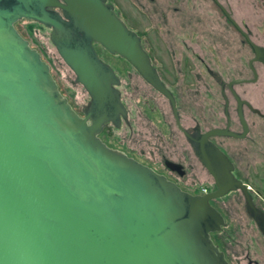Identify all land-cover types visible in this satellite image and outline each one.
<instances>
[{"label": "water", "instance_id": "water-1", "mask_svg": "<svg viewBox=\"0 0 264 264\" xmlns=\"http://www.w3.org/2000/svg\"><path fill=\"white\" fill-rule=\"evenodd\" d=\"M22 19L51 29L90 94L83 115L17 28ZM95 44L129 61L175 107L142 37L112 3L0 0V264H231L213 238L227 221L211 201L241 190L264 232L249 186L223 150L189 134L217 184L207 194L109 146L101 132L110 121L120 127L128 109L120 77Z\"/></svg>", "mask_w": 264, "mask_h": 264}, {"label": "rangeland", "instance_id": "rangeland-1", "mask_svg": "<svg viewBox=\"0 0 264 264\" xmlns=\"http://www.w3.org/2000/svg\"><path fill=\"white\" fill-rule=\"evenodd\" d=\"M109 1L115 5L117 12L132 28L141 32L143 45L154 60L158 58L167 63L172 51L176 56H179V51L175 53L171 48L174 44L176 47L182 48V38L186 36L179 33L183 32L184 28L190 29V26H183L179 29L178 25L172 23L170 26L176 31L175 35L164 33L157 36L144 31L140 24L139 14L142 10L140 11L138 3L142 2L149 8L144 13V16L148 17L149 23H151V18L157 16L152 10L154 5L152 0ZM230 1L239 17L246 16L255 23L256 34L253 39L258 44H263L264 0ZM158 2L160 5L159 12L166 10L169 14L173 13V7L178 5L181 7L182 18L200 17L203 23L207 22L205 13L217 11V9L212 8L210 0H207L208 4L201 0H158ZM174 21L176 22V20ZM16 26L29 39L31 45L41 52L43 58L50 64L51 71L63 94L69 98L74 108L82 113L84 106L91 99L90 94L83 84L76 81L75 72L58 52L51 39V29L29 19L18 21ZM201 26L209 27L207 24ZM223 26L226 28L225 25ZM215 30L218 32L217 29ZM204 31H207V34L201 35L204 42L199 41V43L203 42V53L217 62L216 67L226 79H239L253 75L248 64L253 52L250 47L242 44V36H239L237 43L232 46L231 42L227 40L229 37L224 33L216 35L215 32L209 33L211 32L210 29H204ZM228 43L230 46H227ZM100 54L115 68L121 79L119 89L122 92V100L129 111L130 119V124L124 122L120 127L112 123L108 124L103 135L105 141L114 148L127 151L132 156L157 169L164 168L163 154L182 161L187 171L186 179L181 182L185 188L198 189L200 193L205 188L215 190L217 188L216 181L202 169V165L194 155V151L184 134L176 126L166 99L159 95L125 58L112 54L104 48L100 49ZM257 67L259 72L264 74L263 69L258 65ZM184 76H186V82L182 83L177 91L181 97V112L185 124H193V118L201 119L204 115L209 120L213 114L221 115L222 108L217 83L210 78H203L202 82L196 83L192 81L188 73ZM239 89L243 90L242 87ZM259 142L254 153L256 160L258 157L264 156V141L259 139ZM241 143L239 145L232 143L228 149L237 164L240 175L245 178V182L252 188L263 191L264 194V163H256L255 167H249L251 157L254 155L249 152L245 142ZM259 201L264 206V199L259 197ZM212 202L221 209L227 221L220 232L213 233V238L226 251L230 263L248 264L247 255H252L264 263V238L254 225L242 191H230L222 197L214 198Z\"/></svg>", "mask_w": 264, "mask_h": 264}, {"label": "flooded vegetation", "instance_id": "flooded-vegetation-1", "mask_svg": "<svg viewBox=\"0 0 264 264\" xmlns=\"http://www.w3.org/2000/svg\"><path fill=\"white\" fill-rule=\"evenodd\" d=\"M201 1H206L205 3L208 4L207 0ZM107 2L111 3L109 0H107ZM152 3H154V5L152 6V10L154 11V13L157 14V16L153 17V19L151 18V23L148 22V17L144 16L145 11H148L149 8L146 6V4L142 2L138 3L140 11L142 10L139 15L141 20L140 24L143 26L144 31H148L149 33H152L157 36L164 33L175 35L176 31H174V28L170 26L172 23L174 25H178L179 29L183 28V26L191 27L190 29L184 28L183 32L181 33L178 32L179 34L184 35L186 37L182 38V48L176 47L175 44L173 45L171 49H173L175 53L179 51V56H176L172 51L170 60L169 62H167L168 64L165 63V61L162 59L157 58L156 60H154L152 55L145 48L150 54L152 63L156 67L161 80L167 86L169 91L173 94L175 98V107L173 106L169 97H167L164 93L155 88L153 85L152 87L159 95L163 96L168 102L176 126L184 134L187 142L190 144L191 148L194 151V155L202 165V169L204 170V172L209 174L214 179L209 169L203 163L201 158H199V156L196 154L187 134H189L195 140L200 139L202 145H207L208 141H210L216 146H218L221 150H223L234 165L233 173L239 179L245 182V178L240 175L237 164L228 148L232 146V143L239 145L242 144L241 142H245V145H247L249 152L254 155V157H251L249 167H255L254 165L256 163H264V156H260L256 160L254 154L256 152V146L260 143L259 139H263L264 141V74H261V72H259V68L257 67L258 65L260 68L263 69L264 72V51L262 54L258 55L254 48V43L258 44L253 39L254 35L256 34L255 23H253L251 19L247 18L246 16L239 17L230 0H210L212 8L217 9V11L215 13L208 12L204 14L206 15V23H203L200 17L191 16L189 18H182L181 7L178 5H175L173 7L174 12H171L169 14L166 10H161L159 12L158 9L160 5L158 4V0H152ZM117 14L126 22V20L118 12ZM174 20H176V22ZM126 24L129 26V28L135 30L142 37V35L140 34L141 32L132 28L127 22ZM205 24L209 25V27L201 26ZM223 25H225L226 28ZM204 29H210L211 32L209 33L211 34L213 32H215L216 35H218V33H224L227 37H229L230 40H227L228 42H231L232 46L237 43L238 37L242 36V44H245L250 47L253 52V56L248 61L249 67L253 75L251 77H243L239 79H226L223 73H221L216 67L217 62L213 61V59L211 58H208L203 53L204 41L201 39V35L207 34V31L205 32ZM215 29H217L218 32ZM200 40H202L203 42L199 43ZM258 45L264 48V43ZM95 46L100 57L103 59L100 54V49L104 47H102L100 44H95ZM227 46H230V43H228ZM186 73H188L190 78H192V81L196 83L202 82L203 78H210L215 83H217L219 88L218 93L221 100V115L213 114L210 120L207 119L206 115H204V117H202L203 119L193 118V124H185V122L183 121V114L181 112V97L177 90L178 88H180V85L182 83L186 82V76H184V74ZM240 87H242L243 90H240ZM259 102H261L262 104H260ZM80 114L83 115V112ZM124 122L130 124L129 111L128 119H122V123ZM110 123L114 124L111 121L108 122L100 134V137L104 141L105 139L103 135L105 134L107 126ZM217 129H223L225 130V132H223L222 134H213L212 131ZM106 143L111 146L108 142ZM124 152L132 156L127 151ZM132 157L136 158L135 156ZM143 163L147 164L146 162ZM163 166L164 168L162 167L161 169H157L154 167L153 168L157 172L166 175L170 180L176 182L182 189L194 194H203L200 193L198 189L185 188L181 184V182H184L187 177V171L182 161L172 159L166 154H163ZM248 186L253 203L264 211V206L260 204L259 201V197L264 199L263 191L259 189H254L251 185ZM213 190L214 189H210L207 193ZM211 203L213 204L212 201ZM214 206L221 211L218 206ZM249 214L252 217L254 225L257 228L258 232L264 238V232L259 228L258 223L250 212ZM247 256L248 264H264L258 258L253 257L252 255Z\"/></svg>", "mask_w": 264, "mask_h": 264}, {"label": "built area", "instance_id": "built-area-1", "mask_svg": "<svg viewBox=\"0 0 264 264\" xmlns=\"http://www.w3.org/2000/svg\"><path fill=\"white\" fill-rule=\"evenodd\" d=\"M207 192H208V189L206 188L202 190V193H207Z\"/></svg>", "mask_w": 264, "mask_h": 264}, {"label": "bare ground", "instance_id": "bare-ground-1", "mask_svg": "<svg viewBox=\"0 0 264 264\" xmlns=\"http://www.w3.org/2000/svg\"><path fill=\"white\" fill-rule=\"evenodd\" d=\"M242 167V166H241ZM236 197V196H235ZM247 226V225H246Z\"/></svg>", "mask_w": 264, "mask_h": 264}]
</instances>
